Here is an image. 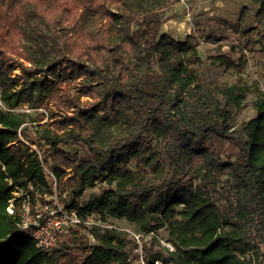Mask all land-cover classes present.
Segmentation results:
<instances>
[{
  "label": "trees",
  "instance_id": "16d2710c",
  "mask_svg": "<svg viewBox=\"0 0 264 264\" xmlns=\"http://www.w3.org/2000/svg\"><path fill=\"white\" fill-rule=\"evenodd\" d=\"M179 1L0 0V264H140L110 219L150 237L144 264H264V90L241 117L251 87L217 70L244 57L208 67L193 33L162 32ZM46 195L98 223L41 249L22 211Z\"/></svg>",
  "mask_w": 264,
  "mask_h": 264
},
{
  "label": "rangeland",
  "instance_id": "374dc122",
  "mask_svg": "<svg viewBox=\"0 0 264 264\" xmlns=\"http://www.w3.org/2000/svg\"><path fill=\"white\" fill-rule=\"evenodd\" d=\"M243 6L248 7V13L241 26L243 29L250 31L243 34L227 32V38L218 43L203 40V34L211 33L220 36L223 33V28L219 25L220 20L235 25ZM255 8L249 0H180L163 11L164 23L161 31L176 40H182L187 34L193 33L198 39L199 56L208 67L213 58L219 55L227 56L234 61H237L239 56L244 57L245 61L240 73L235 72V70H231L230 73H226L222 69L217 70L222 78L234 80L241 77L251 87L252 90L247 95L241 117H251L254 114L252 107L255 96L252 93L254 88L264 90V51L261 45L256 42L258 34L264 31V19L258 21L255 18ZM29 111L35 113L34 110ZM38 112H42V110L40 109ZM35 148V145H31V149ZM97 188L98 185L87 189L82 198L86 199L90 192L96 191ZM59 208H62V204L58 202L55 195H46L43 201L38 199L33 204L25 202L22 211L23 221L26 226L34 224L38 218L48 217L50 211L54 213V210H57L59 212ZM94 222L98 223L95 218H93ZM108 222L109 226L128 234L129 239L135 246L132 255L138 256L137 263L141 259L144 261L146 253L143 251L142 246L144 244L148 246L150 237L134 234L129 224L123 219H110ZM157 236V241L161 247L172 249L170 244L165 241V231L159 230ZM154 248H158L157 245Z\"/></svg>",
  "mask_w": 264,
  "mask_h": 264
},
{
  "label": "built area",
  "instance_id": "2783aa9c",
  "mask_svg": "<svg viewBox=\"0 0 264 264\" xmlns=\"http://www.w3.org/2000/svg\"><path fill=\"white\" fill-rule=\"evenodd\" d=\"M56 197V196H55ZM24 206V205H23ZM50 211V215L45 218H38L34 224L27 225L22 220L21 228L27 230L30 237L33 238L38 247L46 249L51 247L57 241L59 234L66 232L69 228H76L80 223L83 224H96L93 223V215L88 216L85 221H82L74 210H65L63 207ZM53 215V216H52ZM140 264H144L141 259ZM154 264H162L160 261H155Z\"/></svg>",
  "mask_w": 264,
  "mask_h": 264
}]
</instances>
